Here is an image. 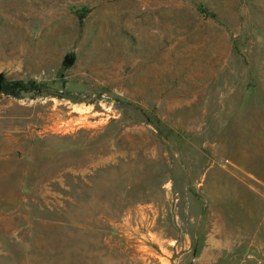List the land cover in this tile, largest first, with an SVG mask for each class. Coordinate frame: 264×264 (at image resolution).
Returning a JSON list of instances; mask_svg holds the SVG:
<instances>
[{
	"label": "rangeland",
	"instance_id": "374dc122",
	"mask_svg": "<svg viewBox=\"0 0 264 264\" xmlns=\"http://www.w3.org/2000/svg\"><path fill=\"white\" fill-rule=\"evenodd\" d=\"M0 75V264H264V0H0Z\"/></svg>",
	"mask_w": 264,
	"mask_h": 264
},
{
	"label": "trees",
	"instance_id": "16d2710c",
	"mask_svg": "<svg viewBox=\"0 0 264 264\" xmlns=\"http://www.w3.org/2000/svg\"><path fill=\"white\" fill-rule=\"evenodd\" d=\"M15 86H19V85L16 84ZM8 87H9V85H7V84L5 83V79H3V81H2L1 84H0V91H1V92H5V93H7V91H8Z\"/></svg>",
	"mask_w": 264,
	"mask_h": 264
},
{
	"label": "water",
	"instance_id": "95a60500",
	"mask_svg": "<svg viewBox=\"0 0 264 264\" xmlns=\"http://www.w3.org/2000/svg\"><path fill=\"white\" fill-rule=\"evenodd\" d=\"M73 63H74L73 59L66 58V64L72 65ZM3 79H4L3 76L0 75V84L3 81Z\"/></svg>",
	"mask_w": 264,
	"mask_h": 264
}]
</instances>
